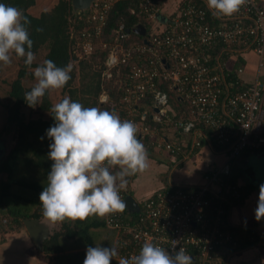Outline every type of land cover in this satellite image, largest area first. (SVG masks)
<instances>
[{"label":"built area","instance_id":"1","mask_svg":"<svg viewBox=\"0 0 264 264\" xmlns=\"http://www.w3.org/2000/svg\"><path fill=\"white\" fill-rule=\"evenodd\" d=\"M122 1L128 14L145 18L143 35L131 37L123 17L108 27L113 6ZM157 1L92 0L86 10L76 12L82 24L76 47L86 59L107 50L102 77H111L113 67L126 68L127 76L115 78L123 103L117 115L136 125L137 137L147 146L178 159L192 154L208 130L216 147L225 151V160L204 172L197 184L162 186L136 201L137 211L102 218L115 233L117 263L151 241L166 249L178 243L177 251L183 248L193 264H224V250L234 251L238 245L228 216L246 196L232 164L244 150L264 147V82L255 77L242 83L243 68L227 69L220 56L224 48L251 50L262 66L264 8L257 0H246L233 15L216 16L206 2L179 0L173 12L161 14ZM169 91L177 94L187 115L175 116ZM149 97L150 105H141ZM107 98L106 93L100 96ZM166 125L180 135H193L190 142L163 133ZM119 194L122 200L129 194V182Z\"/></svg>","mask_w":264,"mask_h":264},{"label":"clouds","instance_id":"2","mask_svg":"<svg viewBox=\"0 0 264 264\" xmlns=\"http://www.w3.org/2000/svg\"><path fill=\"white\" fill-rule=\"evenodd\" d=\"M246 0H207L216 16H231ZM28 18L16 7L0 3V62L10 64V53L23 57L26 66L35 60ZM71 65L58 67L51 59L36 67L37 83L25 92L30 107L41 103L46 90L61 89L71 79ZM55 124L46 130L51 139L48 158L53 161L47 186L39 195L44 217L51 223L85 220L123 212L126 203L120 190L126 177L149 166L144 144L137 138V127L129 120L97 107H85L64 97L50 110ZM43 139V138H41ZM119 171L111 169L117 167ZM264 217V184L259 187L255 219ZM178 243L164 248L145 241L138 254L121 257L118 264H193V258ZM117 248L87 247L83 264H111Z\"/></svg>","mask_w":264,"mask_h":264},{"label":"trees","instance_id":"3","mask_svg":"<svg viewBox=\"0 0 264 264\" xmlns=\"http://www.w3.org/2000/svg\"><path fill=\"white\" fill-rule=\"evenodd\" d=\"M157 2L159 3V1ZM0 3L18 8L31 22L28 25V31L33 40L32 51L34 54L40 49L45 50L42 61L37 64L33 63L30 67L25 65V58H22L23 61L14 79L10 82L5 80L9 87L6 91L8 101L2 103L5 117L0 135L10 133L12 143L6 151L0 153V231L7 233L24 226V219L44 217L39 197L37 199L34 197L39 196L47 186V176L53 163L48 158L49 144L52 141L47 137L46 130L55 124L50 112L55 104L51 102L46 90L45 95L41 98V103L36 106L39 110L47 112V115L46 117L42 115L34 117L35 108L30 107L24 99L25 92L30 91L34 86H27L24 83L27 78L31 79L33 75L29 68L42 65L46 59L53 60L58 67L71 65V79L62 88L66 93L64 97H69L72 101L79 102L85 107H97L116 115L123 103L121 101L122 89L116 83L115 78L118 75L127 76L128 72L124 67H113L111 77H102L106 49L97 51L95 56L99 60L96 63L95 56L86 59L79 54L76 43L82 24L78 20L76 12L73 11L71 0H58L50 10L43 11L37 16L27 11L34 0H0ZM126 5L127 2L122 1L113 6L109 15L108 27L115 25L120 17H123L125 26L129 28H132L137 22L146 24L143 16L128 14L125 10ZM131 37H136V33L131 32ZM75 61L77 66L71 64ZM76 69L80 79L84 80V87L80 89L71 86L77 74ZM102 93H106L108 98L101 100ZM169 96L171 98L169 106L175 116L187 115L186 107L178 101L177 94L174 91H169ZM64 97L60 98L58 102ZM150 101L151 97L142 101L141 105L144 104L146 107L150 105ZM147 121L150 122L149 117H147ZM114 171H119L118 166L114 168ZM130 178L126 177L128 182ZM125 210L123 213H126ZM133 216L136 217V213H133ZM2 219L6 220V224L1 223ZM100 226L106 225L102 217L95 215L89 216L83 221L66 219L60 222L58 230H54L43 240L40 252L44 258L53 259V262L49 264H83L87 247H93L94 244L93 231ZM231 232L236 234V230L232 228ZM252 242L243 240L238 243L237 247H244Z\"/></svg>","mask_w":264,"mask_h":264},{"label":"crops","instance_id":"4","mask_svg":"<svg viewBox=\"0 0 264 264\" xmlns=\"http://www.w3.org/2000/svg\"><path fill=\"white\" fill-rule=\"evenodd\" d=\"M158 1L161 8V14H168L177 8L179 0ZM200 1L207 3V0ZM257 1L264 8V0ZM56 3L57 2H54L49 7H53ZM38 4L41 6L40 0H35V3L30 5V7L27 8V11L30 14L37 16L49 8L48 7L46 10L42 8V11L39 14L32 12V10H30V8L32 9L31 6ZM43 5H45V3H43ZM211 20L213 23H217V19L212 16ZM220 57V59L225 61L226 68L229 70H235L238 66L243 68L241 73L242 83L247 84L255 77H258L264 82V53L261 57L263 64L260 67L258 66L257 55L251 50L239 52L236 48H224ZM165 132H167L168 136H170V133H174L176 136L183 138L185 144L189 143L193 136L191 134L180 135V133L169 126L164 128L163 133ZM138 139L145 146L148 154L149 166L145 170L147 173L144 175L145 178L142 183L138 184L136 181L133 182L132 176H129L131 177L129 181V194H131L136 201H140L142 198L147 197L155 189L162 186L171 187L179 184H197L201 182L204 172L208 171L213 166L222 163L226 156L225 151L216 147L213 136L211 132L208 131L201 136V144L193 150L192 154L188 153L178 159L165 152L147 146L144 138L139 137ZM232 173L246 190V196L239 206L231 209L228 216V224L230 230L231 228L236 230L238 243H241L243 240L245 242H253L244 247H237L234 251L224 250L223 263L264 264V217H262L260 221L255 219L259 187L261 184H264V147L257 150H244L232 164ZM133 189L137 192L136 195L131 192ZM44 222H46V220ZM46 223L49 225L48 222ZM48 227L50 228V225ZM21 231L24 230L21 229L19 232ZM254 236L256 239H254ZM34 245L40 252V247L36 244Z\"/></svg>","mask_w":264,"mask_h":264},{"label":"rangeland","instance_id":"5","mask_svg":"<svg viewBox=\"0 0 264 264\" xmlns=\"http://www.w3.org/2000/svg\"><path fill=\"white\" fill-rule=\"evenodd\" d=\"M58 0H40V5L31 6L32 12L39 14L43 9H47L51 4L54 2H57ZM35 3V0H34ZM30 7V6H29ZM28 7V8H29ZM52 7H49L46 11L50 10ZM45 50L40 49L37 53H35V60L33 63L37 64L40 61H42V57ZM10 64H4L3 62H0V129L4 121L5 112L2 106L3 102H7L8 98L6 96V91L8 87V83H6L5 80L10 82L17 74V70L20 68V64L23 61V57H19L15 55L14 53H10ZM99 60L98 57H95V63ZM92 62V61H91ZM75 66H77V62L71 63ZM38 66H33L29 68L33 73L31 79L27 78L24 83L25 85H35L37 83L36 78L34 76V70ZM76 75L74 77V80L71 83V86L78 87L80 89L81 87H84V80L80 79L78 70L76 69ZM48 97L50 98L51 102L53 104H56L58 100L66 95L65 91L61 89H49L47 90ZM34 111L36 110L34 117H37L38 115H42L46 117L47 112L41 111L37 108V106L34 107ZM0 153L3 151H6L7 148L12 143V136L9 133L8 135H3V133L0 135ZM147 172L144 170L143 172H138L135 175H132L133 182L136 181L138 184L142 183V181L145 178V174ZM1 176V174H0ZM131 179V178H130ZM146 187V186H144ZM134 195H136L137 192L134 191V189L131 191ZM31 196V195H30ZM39 196H35L34 199H37ZM41 220H46V222L49 223L50 228L49 232L50 234L54 230H58L60 228V222L57 223H51L48 221L45 217L40 218ZM5 219L1 220V223L6 224ZM24 230L19 232L20 230ZM93 247H96L97 245H100L101 247H111L114 245V231L112 229L107 228L106 226H100L97 227L93 231ZM34 242L31 241V238L29 237V234L24 229V226H21V228H18V230H12L10 232L5 233L4 231H0V264H49L50 262H53L52 260H49L47 258H44L43 254L40 253L37 249V247L33 244ZM68 251V250H67ZM111 264H118L115 258L112 259Z\"/></svg>","mask_w":264,"mask_h":264},{"label":"water","instance_id":"6","mask_svg":"<svg viewBox=\"0 0 264 264\" xmlns=\"http://www.w3.org/2000/svg\"><path fill=\"white\" fill-rule=\"evenodd\" d=\"M91 1L92 0H71L73 11L81 12L86 10ZM131 30L140 35L145 33V28L141 23L136 24V26L131 28ZM123 200L126 203V209L128 211L133 212L138 210V204L131 194H127ZM23 225L32 238L34 244L38 247L41 246L43 240L50 234L49 225L38 218L24 219Z\"/></svg>","mask_w":264,"mask_h":264}]
</instances>
